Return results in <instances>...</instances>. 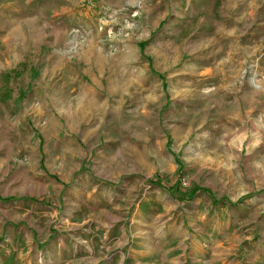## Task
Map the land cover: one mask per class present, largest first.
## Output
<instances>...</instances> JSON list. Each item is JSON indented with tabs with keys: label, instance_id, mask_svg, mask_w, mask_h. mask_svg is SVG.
<instances>
[{
	"label": "rangeland",
	"instance_id": "rangeland-1",
	"mask_svg": "<svg viewBox=\"0 0 264 264\" xmlns=\"http://www.w3.org/2000/svg\"><path fill=\"white\" fill-rule=\"evenodd\" d=\"M0 264H264V0H0Z\"/></svg>",
	"mask_w": 264,
	"mask_h": 264
},
{
	"label": "trees",
	"instance_id": "trees-1",
	"mask_svg": "<svg viewBox=\"0 0 264 264\" xmlns=\"http://www.w3.org/2000/svg\"><path fill=\"white\" fill-rule=\"evenodd\" d=\"M152 184H154L155 186H159L161 188H165V186H163L162 182L159 179H155V180H151L150 181ZM200 190L199 189H193L188 195H183V200H189L192 201L198 194ZM9 201H12L13 199H8Z\"/></svg>",
	"mask_w": 264,
	"mask_h": 264
},
{
	"label": "bare ground",
	"instance_id": "bare-ground-1",
	"mask_svg": "<svg viewBox=\"0 0 264 264\" xmlns=\"http://www.w3.org/2000/svg\"><path fill=\"white\" fill-rule=\"evenodd\" d=\"M255 77H256V75H252V81H255Z\"/></svg>",
	"mask_w": 264,
	"mask_h": 264
}]
</instances>
